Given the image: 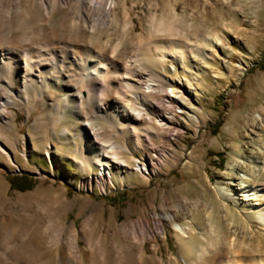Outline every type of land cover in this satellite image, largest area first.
<instances>
[{
    "label": "rangeland",
    "instance_id": "obj_1",
    "mask_svg": "<svg viewBox=\"0 0 264 264\" xmlns=\"http://www.w3.org/2000/svg\"><path fill=\"white\" fill-rule=\"evenodd\" d=\"M117 1L114 6L103 0L97 10L94 0H0V48H39L52 55L69 45L89 48L126 66L127 80L141 83V91L155 85L146 96L154 110L126 91L122 95L120 87L98 93L96 102L108 99L114 107L126 99L142 110L145 121L135 131L140 140L143 130L152 133L157 147L152 157L160 166L153 168L136 149L137 139L100 118L103 105L93 113L99 117L93 121L98 136L71 138L67 148H113L128 170L138 165L149 170L133 171L123 183L116 169L104 190L82 184L88 176L72 165L75 156L61 161L59 134L68 120L76 122L74 115L61 119L53 111L61 92L37 98L28 115L29 105L12 91L17 87L0 85V102L7 97L15 102L7 107L13 127L3 130V144L19 146L28 157H18L16 165L0 162V258H10L8 264H67L68 247L76 239L85 254L79 264H90L94 253L105 264H143L144 250V264H186L177 225L186 227L216 264L235 259L257 264L264 259V225L258 219L264 213L259 193L264 189V0ZM170 43L187 47L186 64L175 51L161 62ZM172 90L175 118L151 128L149 119L163 123ZM34 128L43 132L32 143ZM69 130L73 134L77 126ZM53 143L58 146L49 152L53 163L33 151L34 145ZM22 175L32 179V189L11 190L10 178ZM146 218L155 236L136 237L142 235H134V225Z\"/></svg>",
    "mask_w": 264,
    "mask_h": 264
},
{
    "label": "bare ground",
    "instance_id": "obj_2",
    "mask_svg": "<svg viewBox=\"0 0 264 264\" xmlns=\"http://www.w3.org/2000/svg\"><path fill=\"white\" fill-rule=\"evenodd\" d=\"M102 2L103 0H94L97 10H100L97 7L101 6ZM111 4L116 6L118 4V1L111 0ZM101 12L103 16L104 14L106 15V11ZM160 25H163L164 28L167 29H169V27L171 26L170 25L166 27L164 23H161ZM164 49L166 51V55L163 54V59H161L162 63H165L167 59V53H169L173 57H175V55L179 53L180 60H182L184 64L187 63L186 46L170 43ZM158 50H160V48H158ZM174 51L177 53L171 54V52ZM46 57H50V59ZM66 70L69 75H65ZM128 75H130V73L126 66L117 64L111 61L110 58H106L105 56L100 55L89 48L81 50L76 46L69 45V47L60 48L58 51H55L53 55L52 53H44L43 49L39 48L20 49L18 47H10L4 50L0 48V85L8 87L10 90L12 89L13 85L17 87V91H12L16 92V95L20 101H23L26 105H29L28 115H31L30 111L32 110L37 98L45 96L44 99H46L49 96L54 97L58 92H61L62 95H58L57 97L59 98V105L54 106L53 111L61 119L65 118L69 114L74 115L76 119V122L68 120L66 127L59 134V139L62 140L61 151H63L61 161L63 162V164L67 163L65 162L66 156L68 154H73L76 160H71L72 165L74 164L75 169L81 171L83 175L88 176L84 178L82 184L88 183L91 186L99 187L101 190L106 189L108 185L114 182L115 175L113 171L116 169L120 170V179L118 180L123 183L129 182L131 180V173H134L133 171L143 174L144 171L149 170L146 165H144L145 169H142L141 166L138 165L137 169H133V171L128 170L129 168L126 163H118L119 155L117 154V152L113 151V148V150L111 149L110 151H107L104 148L97 149L96 146L94 147L95 149H91V145L88 146V144L87 149L85 150L78 144L74 145L75 147H73L72 145V147L70 148L71 151L67 148L69 140L71 138H75L78 140L83 137L87 139L88 136H92V138L98 136L99 133L94 128L93 121L95 119H98L99 117H93V113L95 109L99 110L103 105L105 106L106 112H104L103 115L99 113L100 118H102L105 122L116 126L121 132H125L129 136L137 139L134 144L136 149L144 152L146 158L148 159L150 164H152L153 168H155L154 166H160V163L155 162L154 158L152 157L153 153L157 154V147L152 140V133H148L146 130H143L142 140H140L135 131L136 127L138 126L137 124L145 121V116L142 113V110L135 109V107L133 108L132 104L126 103V99L124 100L126 102H121L120 106H117V104L114 102V107L109 104L108 99H105V104L102 98L99 100L100 103L97 104L96 102L98 93L101 97V95L104 96V92H106L107 94L108 92L110 93V91L112 92L117 87H120L123 88V91H121V93L126 91L137 101H142L144 106H146V110H154L155 103L146 100V96L147 93L152 94L155 92V85L148 84V87L146 89H148L149 91L143 92L141 91V83H131L127 80ZM65 82H75L76 84L74 86H66L64 85ZM78 87H81L80 91L77 89ZM50 91L52 92L51 95H49ZM126 92L124 93L126 94ZM118 93H120V91ZM124 93L122 95H124ZM171 93L172 96H168L166 102H164V107H166L168 113H166V115L164 116V119L162 120L163 123H160L159 125L155 123L152 124L150 122L151 120L149 119L151 128H155L156 125L159 127H163L164 125L171 123L173 118H175V116L172 114V99L177 94L174 90H172ZM13 105H15V102L10 101L9 97L0 102V125H2L0 126V162L3 160L5 164L9 165L19 164L17 163L18 157L24 159L25 161L28 158L25 152L21 150L19 146H16L15 148H7L3 144V141L5 140L2 136L3 130H10L13 127V120L9 118V112L7 111V107ZM70 125L77 126V130L73 134L69 130ZM42 132L43 131L41 128H34L33 131H31L30 140L32 141V143L33 141H37V137H40ZM143 144H146L147 147L143 148ZM52 149H58V146L55 143H53L51 146L46 147H43L41 145L33 146V151L36 150V153L40 158H47L51 163H53V160L51 159L49 152ZM80 156L82 157L81 161L77 160ZM94 170L96 171L94 175L92 173H90V175H86V173L92 172ZM123 172H125L126 174ZM259 193L262 196L261 201L264 203V189L262 188ZM255 211L256 209H254V212ZM258 219L259 222L264 225V213L260 214ZM161 224V222L156 221V229L163 232ZM134 229V235H142L136 237H144L145 239H147L153 238L155 236L149 218L136 223L134 225ZM175 231L177 232V240L185 247L183 259L186 264H216L214 262L215 259L212 260L211 257L208 256V249L202 248L199 242L197 243L195 241L192 233L187 230L186 227L176 225ZM205 238L212 246L215 244V241L213 240L211 235L206 234ZM90 242L91 241L88 240L89 244ZM9 243H7L6 245H8ZM71 243L72 244L69 243L70 246L68 247L70 261L67 264H79V262L84 259L85 254L84 252L79 251L76 239L74 240V243ZM15 250L16 248L14 249V251ZM146 255L147 253L144 250L141 256L144 263L146 260ZM237 255H239V253H237ZM9 259L10 258L3 260L0 258V264H8ZM60 260L61 259H59V261ZM14 264L18 263L14 261ZM90 264H105V260L101 263L100 257H97V255H95L94 253V255H91L90 257ZM125 264H127V262ZM220 264L241 263H239L238 260L235 259ZM257 264H264V259H259Z\"/></svg>",
    "mask_w": 264,
    "mask_h": 264
},
{
    "label": "trees",
    "instance_id": "obj_3",
    "mask_svg": "<svg viewBox=\"0 0 264 264\" xmlns=\"http://www.w3.org/2000/svg\"><path fill=\"white\" fill-rule=\"evenodd\" d=\"M222 122H219L216 126V130H214L213 134L216 135L218 133L219 128L222 126ZM17 178V177H16ZM16 178H10L11 190L13 191H27L31 190L33 187L32 179L27 175H22Z\"/></svg>",
    "mask_w": 264,
    "mask_h": 264
}]
</instances>
